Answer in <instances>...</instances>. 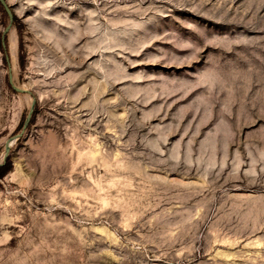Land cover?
<instances>
[{
  "label": "rangeland",
  "instance_id": "1",
  "mask_svg": "<svg viewBox=\"0 0 264 264\" xmlns=\"http://www.w3.org/2000/svg\"><path fill=\"white\" fill-rule=\"evenodd\" d=\"M5 1L0 264H264V0Z\"/></svg>",
  "mask_w": 264,
  "mask_h": 264
},
{
  "label": "water",
  "instance_id": "2",
  "mask_svg": "<svg viewBox=\"0 0 264 264\" xmlns=\"http://www.w3.org/2000/svg\"><path fill=\"white\" fill-rule=\"evenodd\" d=\"M0 5L1 7L3 8V10L5 11L7 17H8V24L6 25V27L4 28V30L2 31L1 33V42H2V45L4 46V37L6 36V34L9 32L11 26H12V23H13V13H12V10L11 8L8 6V4L6 3L5 0H0ZM5 60L8 61V57L6 56L5 57ZM8 82H9V85L11 86V88L16 91V92H19V93H25L27 92L26 90L24 89H21V88H18L16 87L13 82H12V75L10 73V68H9V73H8ZM35 103V100L33 99L32 102H31V107L27 113V116H26V119L23 123V126H22V131L19 132L18 134H16L15 136L13 137H10L8 138L5 143H4V154H3V157H2V162L0 163V166L3 165L6 161V158L8 156V153H9V149H10V141L12 140H15L17 139L18 137H20L22 135V132H23V129L26 127L27 123L29 122L30 120V117H31V113L33 111V105Z\"/></svg>",
  "mask_w": 264,
  "mask_h": 264
},
{
  "label": "trees",
  "instance_id": "3",
  "mask_svg": "<svg viewBox=\"0 0 264 264\" xmlns=\"http://www.w3.org/2000/svg\"><path fill=\"white\" fill-rule=\"evenodd\" d=\"M18 21V18L13 14V22ZM4 46L2 45L1 39H0V50L4 53L5 57L7 56L6 53V36L4 37ZM6 61V60H5ZM11 168V163L9 159L6 158V161L3 165L0 166V178H2Z\"/></svg>",
  "mask_w": 264,
  "mask_h": 264
},
{
  "label": "bare ground",
  "instance_id": "4",
  "mask_svg": "<svg viewBox=\"0 0 264 264\" xmlns=\"http://www.w3.org/2000/svg\"><path fill=\"white\" fill-rule=\"evenodd\" d=\"M10 40H11V38H10ZM11 41H12V43H11V44L13 45V44H14V40H11ZM11 44H10V45H11ZM12 142H13V140H12V141H10V143H9V144L11 145V144H12Z\"/></svg>",
  "mask_w": 264,
  "mask_h": 264
}]
</instances>
